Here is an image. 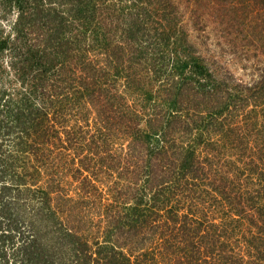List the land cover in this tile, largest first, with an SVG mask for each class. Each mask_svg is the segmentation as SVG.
<instances>
[{"label": "trees", "instance_id": "16d2710c", "mask_svg": "<svg viewBox=\"0 0 264 264\" xmlns=\"http://www.w3.org/2000/svg\"><path fill=\"white\" fill-rule=\"evenodd\" d=\"M0 264H264V0H0Z\"/></svg>", "mask_w": 264, "mask_h": 264}, {"label": "rangeland", "instance_id": "374dc122", "mask_svg": "<svg viewBox=\"0 0 264 264\" xmlns=\"http://www.w3.org/2000/svg\"><path fill=\"white\" fill-rule=\"evenodd\" d=\"M180 2L182 0H179ZM181 12L184 13V19L188 25V31L191 33L192 41L197 43L202 52L209 58L211 61L213 58L221 62L224 67V71L232 73L234 76L242 79L244 81L251 80L255 73V67L253 64L255 60L249 56H243V48L241 44H238L234 49L235 54L230 51L226 40L222 37V32L216 26L206 27L199 21L197 27L192 26L194 14L192 19L189 20L188 16L190 15L189 9H187L183 4L180 5ZM189 14V15H188ZM201 25V29L199 26ZM251 54V53H250ZM249 58V59H248ZM256 60L258 57H255Z\"/></svg>", "mask_w": 264, "mask_h": 264}]
</instances>
